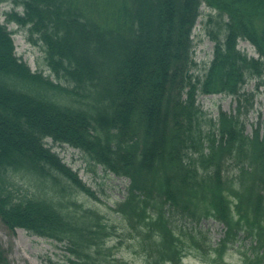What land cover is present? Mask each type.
Instances as JSON below:
<instances>
[{
  "label": "trees",
  "instance_id": "trees-1",
  "mask_svg": "<svg viewBox=\"0 0 264 264\" xmlns=\"http://www.w3.org/2000/svg\"><path fill=\"white\" fill-rule=\"evenodd\" d=\"M0 221L63 245L50 264H264V133H246L264 86V0H0ZM211 11L213 58L195 60L194 30ZM214 12V13H213ZM3 17V19H2ZM14 25L15 29H9ZM42 50L34 71L14 35ZM251 44L257 57L239 49ZM43 69H42V68ZM45 69L49 74L45 73ZM201 95L233 98L210 117ZM78 150L87 170L128 180L124 199L101 202L55 148ZM101 194L108 198L103 188ZM95 207V206H94ZM225 224L214 246L189 228ZM240 260H229L238 243ZM0 243V264H9Z\"/></svg>",
  "mask_w": 264,
  "mask_h": 264
},
{
  "label": "rangeland",
  "instance_id": "rangeland-1",
  "mask_svg": "<svg viewBox=\"0 0 264 264\" xmlns=\"http://www.w3.org/2000/svg\"><path fill=\"white\" fill-rule=\"evenodd\" d=\"M4 9H9L5 4L0 6V13ZM201 10L204 15L198 20L194 30V40L196 44L195 48V60L199 64L210 62L213 58L215 42L212 40V34L217 30L213 26H207V18L211 11L208 7L203 6ZM214 13V12H213ZM3 19V18H2ZM11 29H14V25H10ZM210 31V32H209ZM17 49V54L23 56V59L28 62L33 70L40 68L38 63L42 50L38 46H33L27 42L26 36L21 33L13 36ZM239 49L247 53L251 57H257L254 47L246 41L239 43ZM41 61V60H40ZM42 68V67H41ZM43 69V68H42ZM45 73L49 72L45 69ZM246 92H255V105L253 111L249 114L246 120V133L252 134L253 129L261 122V132L264 133V86L259 89L256 88V82L252 81L245 87ZM198 102L207 111L210 117L217 118L219 112L225 111L228 113L234 112L237 103L231 97L224 95H201L198 97ZM255 124V127L252 125ZM63 161L79 171V176L83 182L89 186L92 191L96 193L101 202L95 201L93 197L87 195H78V201L80 204H84L85 208L93 207L102 209L105 212L106 207L113 206L114 201L123 199V194H126V186L128 180L123 178H115L114 175L104 176L103 172L99 170L98 176H94L92 171L86 170V163L83 161L81 155L73 149H69L67 152L62 150H56ZM75 161H71V158ZM105 189L108 198L101 194V190ZM95 206V207H94ZM0 243L7 255L9 264H50L48 258L52 262H58L63 259L67 252L66 246L55 245L51 241L39 238L34 235H30L23 229L17 230L15 233H11L0 221ZM187 246L191 249L192 254L184 260V264H204L195 258L197 253L204 254L202 250L194 247L190 243ZM241 247H244L241 244ZM118 254V259L124 260L125 264H142L140 251L134 248L131 243H128L125 247H118L113 250ZM241 254L238 251H234L230 254L229 260H240Z\"/></svg>",
  "mask_w": 264,
  "mask_h": 264
}]
</instances>
